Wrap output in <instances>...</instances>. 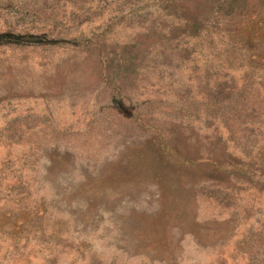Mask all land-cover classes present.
I'll list each match as a JSON object with an SVG mask.
<instances>
[{
  "label": "rangeland",
  "instance_id": "obj_1",
  "mask_svg": "<svg viewBox=\"0 0 264 264\" xmlns=\"http://www.w3.org/2000/svg\"><path fill=\"white\" fill-rule=\"evenodd\" d=\"M0 264H264V0H0Z\"/></svg>",
  "mask_w": 264,
  "mask_h": 264
}]
</instances>
